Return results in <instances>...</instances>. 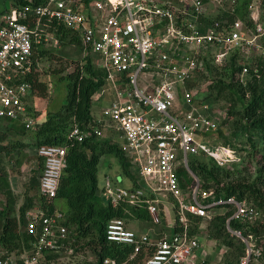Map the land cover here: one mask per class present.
Returning a JSON list of instances; mask_svg holds the SVG:
<instances>
[{
	"label": "built area",
	"instance_id": "built-area-1",
	"mask_svg": "<svg viewBox=\"0 0 264 264\" xmlns=\"http://www.w3.org/2000/svg\"><path fill=\"white\" fill-rule=\"evenodd\" d=\"M220 2L0 0V121L26 132L36 129L28 81L37 71L36 51L58 44V28L70 30L103 74L104 85L92 99V121L85 130L75 125L68 137L78 143L91 137L107 140L121 150L133 174L121 171L129 184L106 175L98 195L114 208L122 207L130 219H138L131 209L148 214L153 226H161L173 213L170 235L161 239L132 229L129 218L109 221L106 241L132 246L129 260L144 253L143 264L205 263L201 239L209 238L207 223L227 213L228 232L246 248L236 264H253L262 255L251 242L253 235L231 228L232 221L254 225L260 211L247 200L204 190L191 169L193 159H209L224 168L236 158L229 144L211 137L219 124L207 100L197 96L200 78L208 76L206 62L222 67L230 50L250 46L259 47L264 56L258 20L252 18L254 27L239 19L217 21L211 8ZM236 78L246 84L260 74L245 66ZM36 149L42 163L40 199L25 213L26 231L36 241L20 255L0 247V264H57L62 253H73L74 240L56 205L68 147ZM195 219L203 221L197 229ZM103 264L117 262L109 258Z\"/></svg>",
	"mask_w": 264,
	"mask_h": 264
},
{
	"label": "trees",
	"instance_id": "trees-1",
	"mask_svg": "<svg viewBox=\"0 0 264 264\" xmlns=\"http://www.w3.org/2000/svg\"><path fill=\"white\" fill-rule=\"evenodd\" d=\"M248 4L247 0H243L244 9L247 8ZM237 17L242 18L248 26L254 27L253 22L246 20V15L242 13L224 12L219 14L216 20L220 22L227 20L232 23ZM206 22L211 23L212 18L206 19ZM56 37L61 44H82L77 34L64 27L58 28ZM47 53L48 51L44 47H40L36 51L35 66L37 60L45 57ZM234 57L229 59L231 62L229 68L216 67L212 65V62H206L208 74L213 73V68L216 70H223L224 68L225 75L223 77L229 79V84H226L223 78L215 80L209 86L210 93L205 99L220 100L225 91H228L229 94L234 96L235 100L241 102V109L233 110L231 108L229 114L231 116L233 114L240 115V123L243 124V128L246 130L251 127L255 128L262 133L264 139V64H260L261 67L259 65L257 67L256 64V68L251 67L252 73H254V70H258L260 78L249 80L246 84L236 83L235 88L236 74L242 68L236 66ZM221 74L222 72L219 73V75ZM204 77L206 76L202 78ZM28 81L33 90L46 91V85L38 80L36 72L28 77ZM66 81L67 97L65 104L60 111L50 113L45 122L36 127L35 142L33 144L37 148L45 145L68 147L67 165L57 196V201H63L66 206V210H61L64 215L63 223L68 228L71 239L76 242L75 246H80L78 252L86 249L93 250L97 259L96 264H103V261L109 258L115 259L117 264H143L144 253L133 260H129L130 255L133 253L132 246L111 244L106 241L105 230L109 221L115 218L130 219V216L124 213L122 207L116 209L104 197L98 195V173L102 158L104 156L115 158L122 171L129 176H133L128 160L117 146L111 145L107 140H98L91 137L82 143H78L68 137L75 125L85 130L92 121V99L103 87L104 76L93 66L90 57L87 56L76 67L75 71L66 77ZM5 150H7L6 146H0V153L5 152ZM38 160L41 159L38 157ZM1 164H3V158L0 157V180L5 176V170ZM39 164L41 172L42 163ZM191 169L199 176L204 190H213L218 197H236L239 200H247L253 207L263 209L264 194L256 186L239 183L224 188L220 187L218 175L222 168L216 166V164H213L212 168H208L206 162L202 159H193ZM38 180L39 177L37 179L36 177L33 178V187L37 184L39 189ZM204 181H206L205 184ZM210 182L216 188L212 189L214 186H210ZM2 185L0 181V187ZM249 194L252 196L249 197ZM34 205L32 198H27L20 208L19 217L12 215L13 208L9 205L0 211V247L5 252L20 255L32 250L36 237L26 231L25 213L32 209ZM131 211L136 218H142L145 221L150 220L148 214L144 212L141 213L136 209H131ZM230 214L216 216L208 222L207 233L209 238L218 241L222 247L229 250L235 249L240 254H244L245 244L242 243L241 246H237L235 241H241L233 237L227 230L226 222ZM202 222V219H195L196 229ZM231 228L241 230L246 237L260 233L264 234V224L249 226L238 221H232ZM193 232L195 233L196 230H193ZM261 258H264L263 254L259 259Z\"/></svg>",
	"mask_w": 264,
	"mask_h": 264
},
{
	"label": "rangeland",
	"instance_id": "rangeland-1",
	"mask_svg": "<svg viewBox=\"0 0 264 264\" xmlns=\"http://www.w3.org/2000/svg\"><path fill=\"white\" fill-rule=\"evenodd\" d=\"M247 1L249 4L244 9L242 5L243 0H221L220 3L212 6L210 16L214 18L224 12H233L235 10L232 14H245V18L248 21H252V18L255 17L263 30L260 45L264 48V0ZM236 19L246 23L240 17ZM45 49L48 53L45 57L37 60L36 74L38 80L46 85V91L39 92V90L32 89L31 96L29 97L30 109L38 123L37 126L43 124L50 113H56L62 109L67 97L66 77L73 73L76 67L87 56L82 44H61L59 40L57 45H48ZM261 51L257 46L230 50L226 60L228 62L224 63L223 67L229 68L231 64L229 59L233 56H235V63L238 68L245 66L250 69L251 67L256 68L255 64L257 67L258 65L261 67L260 64H264V56H262ZM224 68L223 70L213 68V73L208 74L209 78L206 76L200 80V90L199 94H197L199 98H205L209 95V86L217 79L223 78L225 83L229 84V79L223 77L225 75ZM221 72L222 74L219 75ZM236 83L244 84L238 78L234 82L235 88L237 86ZM207 104H209L210 112L219 124L218 132L214 135L212 134L211 137L216 139V141L229 144L236 155L235 162L232 165L220 169L218 175L220 187L224 188L228 185L246 183L256 186L264 194V139L262 133L252 127L247 130L244 129L243 124L240 123V115L233 114L231 116L229 114L231 108L233 110H240L241 102L235 100L234 96L229 94L228 91H225L220 100L209 99V101L207 100ZM97 105L99 103H96ZM36 129L26 132L22 126L21 128H17L4 123L0 124V137H2L0 143L7 148L5 152L0 153V157L3 158V164L1 165L5 170L4 178L0 180L3 184L0 187V211L7 205L14 209L18 208L24 204L27 198H32L34 203L40 199L37 184L33 187V178L36 177L37 179L40 175V161L37 156V147L33 145ZM204 161L208 168L213 167L214 162L209 159ZM121 171L120 164L115 158L104 156L99 165L98 178L100 187L103 186L106 175L112 179L117 177L119 181L123 180L124 184H129ZM205 183L206 181H204ZM209 184L210 186H214L212 182ZM214 188L216 187L214 186L212 189ZM250 195L248 196L250 197ZM251 198L253 199V197ZM57 206L60 210H66L63 201H57ZM258 210L260 211V218L253 226L264 224V207L263 209L258 208ZM173 218V213H170L161 226H153L151 221L147 220H143L142 223L143 225L146 224L144 226L145 231H150L154 238L161 239L166 237V235H170L171 229H169V225ZM130 221L133 227L137 226L138 222L133 218ZM253 238L251 242L261 250L264 256V234H255ZM207 240V247L205 245V248L209 264H235L245 255V253L240 254L235 249L229 250L222 247L214 239L208 238ZM209 241H214L215 243ZM235 242L237 246L242 245V242L238 240ZM75 243V241H72L70 245L73 253H62V256L58 258L57 264H92L91 262L97 261L93 250L86 249L78 252L80 246H75ZM253 264H264V258L253 261Z\"/></svg>",
	"mask_w": 264,
	"mask_h": 264
},
{
	"label": "crops",
	"instance_id": "crops-1",
	"mask_svg": "<svg viewBox=\"0 0 264 264\" xmlns=\"http://www.w3.org/2000/svg\"><path fill=\"white\" fill-rule=\"evenodd\" d=\"M1 122V121H0ZM1 123H4V124H6V125H10V126H14V127H17V128H21V126H19V125H15V124H13V125H11V124H9L8 122H1ZM0 123V124H1ZM5 132H7V131H5ZM3 138H4V136H3ZM2 139V137H0V140ZM0 146H2L1 145V143H0ZM35 204V203H34ZM22 206H19L18 208H13V211H12V215H16L17 217H19V211H20V208H21ZM143 220H145V219H142V218H138V219H135V221H137L138 223H137V226L136 227H133L132 226V224H130L129 223V227H131L132 229H135L136 231H138L139 233H141V234H143V233H146L147 231H145V229H144V226L146 225H143ZM131 222V221H130ZM149 222H150V220H149ZM153 228V227H152ZM150 230V229H149ZM148 232H150V231H148ZM208 239V238H207ZM206 238H202V240H201V243H202V246H203V248H202V251H203V253H204V257L206 258V252H207V250H206V248H205V245H206V247H207V240ZM209 242H212V243H215L214 241H209ZM211 248V247H210ZM207 260V259H206ZM91 261H93V260H91ZM92 264H96L97 263V261L95 262V261H93V262H91ZM124 264H127V263H124ZM198 264H209V262H208V260L207 261H205V263H203L202 262V260H198Z\"/></svg>",
	"mask_w": 264,
	"mask_h": 264
}]
</instances>
